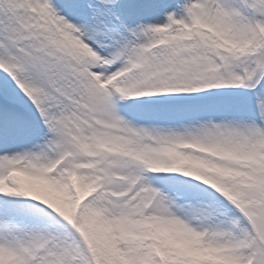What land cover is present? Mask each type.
<instances>
[{
    "label": "snow or ice",
    "instance_id": "obj_1",
    "mask_svg": "<svg viewBox=\"0 0 264 264\" xmlns=\"http://www.w3.org/2000/svg\"><path fill=\"white\" fill-rule=\"evenodd\" d=\"M0 264H264V0H0Z\"/></svg>",
    "mask_w": 264,
    "mask_h": 264
}]
</instances>
